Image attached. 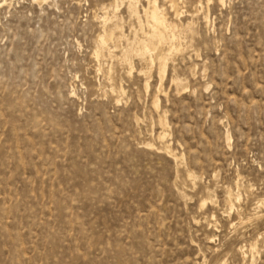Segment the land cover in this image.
I'll list each match as a JSON object with an SVG mask.
<instances>
[{
    "label": "rangeland",
    "instance_id": "374dc122",
    "mask_svg": "<svg viewBox=\"0 0 264 264\" xmlns=\"http://www.w3.org/2000/svg\"><path fill=\"white\" fill-rule=\"evenodd\" d=\"M170 1L0 0V264H264V0Z\"/></svg>",
    "mask_w": 264,
    "mask_h": 264
},
{
    "label": "bare ground",
    "instance_id": "6f19581e",
    "mask_svg": "<svg viewBox=\"0 0 264 264\" xmlns=\"http://www.w3.org/2000/svg\"><path fill=\"white\" fill-rule=\"evenodd\" d=\"M136 1V0H135ZM172 1V6H175V4L173 3L174 1L173 0H171ZM170 1V2H171ZM176 1V0H175ZM222 3L225 1V0H220ZM151 5V4H150ZM156 5H157V3H156ZM118 7V6H117ZM129 7V6H128ZM154 8H152L153 10H152V17H153V19H154V21L157 23V24H160V25H162V23H165L164 21H166V19L164 18V16H162L161 14H160V12H159V10H160V8L158 9V7H156V6H153ZM138 9V8H137ZM143 10H145V9H143ZM138 12V11H137ZM136 12V13H137ZM176 12H177V10H176ZM137 14H139V13H137ZM136 14V15H137ZM164 14V13H163ZM166 14V13H165ZM164 14V15H165ZM114 16V15H113ZM115 17V16H114ZM151 17V18H152ZM166 17V16H165ZM107 20H109L108 19V16L107 17H105ZM117 18V17H116ZM116 18H113V19H116ZM146 19V18H145ZM152 19V20H153ZM110 21H111V19H110ZM120 21V20H119ZM168 21V20H167ZM166 21V22H167ZM113 22V21H112ZM104 23H107L106 21L104 22ZM117 23V22H116ZM172 24V23H171ZM175 24H176V22H175ZM178 24H176V26H177ZM106 26V25H105ZM104 26V27H105ZM109 26V25H108ZM163 26V25H162ZM173 26H175L174 24H173ZM103 27V28H104ZM141 27H143V26H141ZM164 27H165V25H164ZM176 28V27H175ZM188 28V27H187ZM142 29H144V28H142ZM177 30H179V28L177 27L176 28ZM105 31H106V29H104ZM122 30V29H121ZM175 30V29H174ZM172 31V30H171ZM108 32V31H107ZM107 32H104L105 34L104 35H106V33ZM120 32V31H119ZM175 33H176V31H174ZM109 33V32H108ZM113 33V32H112ZM118 33V32H117ZM121 33V32H120ZM120 33L119 34H117V35H120ZM111 34V33H110ZM110 34H108V35H106V36H109ZM123 34V33H122ZM121 34V35H122ZM158 34V33H157ZM171 34H173V31H172V33ZM176 34H178V31H177V33ZM114 35V34H113ZM116 34H115V36H117ZM149 35V34H148ZM105 36V37H106ZM112 35H110V37H111ZM173 36V35H172ZM174 36H175V34H174ZM104 37V36H103ZM104 37V38H105ZM118 37V36H117ZM177 37V36H176ZM115 38V37H114ZM158 38V37H157ZM173 38V37H172ZM112 39H113V37H112ZM141 39V38H140ZM159 39V38H158ZM102 41V40H101ZM176 41V40H175ZM174 40H173V42H175ZM98 42H99V40H98ZM103 42V41H102ZM143 42V41H142ZM104 43V42H103ZM105 44V43H104ZM159 44H160V42H159ZM158 44V45H159ZM102 45V44H101ZM144 46H145V44H143ZM174 45V44H173ZM176 45V44H175ZM104 46V45H103ZM115 46H117V45H115ZM129 46V45H128ZM172 46V45H171ZM105 47V46H104ZM107 47V46H106ZM132 47V46H131ZM136 47V46H135ZM139 46H137V48H138ZM173 47V46H172ZM175 47H177V45L175 46ZM174 47V48H175ZM146 48H147V45H146ZM170 48V47H169ZM98 49L100 50V47L98 46ZM129 49H131V48H129ZM145 49V48H144ZM148 49V48H147ZM176 49V48H175ZM126 50V49H125ZM128 50V49H127ZM132 50H133V48H132ZM135 50V49H134ZM137 50V49H136ZM101 51L102 50H100L99 52L101 53ZM144 51H146V50H144ZM148 51H150V50H148ZM133 52V51H132ZM151 52V51H150ZM121 53H122V51H121ZM149 53V52H148ZM153 53V52H152ZM140 55V53H137V55ZM169 54V53H168ZM151 55H154V54H150V57H151ZM138 57V56H137ZM119 59H121L120 57H119ZM167 59V58H166ZM166 59H165V61H166ZM150 60H151V58H150ZM128 61V60H127ZM131 61V60H130ZM121 62V61H120ZM119 62V63H120ZM131 64V63H130ZM166 64V63H165ZM164 64V65H165ZM161 66V65H160ZM126 67V66H125ZM131 69V68H130ZM160 69V68H159ZM164 69V68H163ZM130 72H131V70H130ZM122 86V85H121ZM122 88V87H121ZM123 91V90H122ZM165 136V135H164ZM163 136V137H164ZM168 150V149H167ZM188 178H190V177H188ZM191 180V179H190ZM232 198V197H231ZM234 201V200H233ZM260 201V200H259ZM232 202V201H231ZM264 202V201H263ZM233 204H234V202H233ZM239 214V213H238ZM243 213H241L240 215H242ZM208 218V217H207ZM240 219V221H242L241 220V218H239ZM208 221H210V220H208ZM215 222V221H214ZM212 224H214L213 222H212ZM244 246V245H243ZM238 247V246H237ZM244 248V247H243ZM254 248V247H253ZM237 249V248H236ZM239 249V248H238ZM247 249V248H246ZM249 249V248H248ZM243 250V249H242ZM239 252V251H238ZM237 253V252H236ZM244 255V254H243ZM251 255V254H250ZM254 255V254H253ZM252 257V256H251ZM253 258V257H252ZM254 259V258H253Z\"/></svg>",
    "mask_w": 264,
    "mask_h": 264
}]
</instances>
